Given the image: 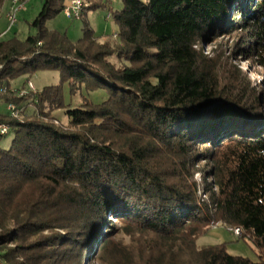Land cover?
Wrapping results in <instances>:
<instances>
[{
    "label": "trees",
    "instance_id": "obj_1",
    "mask_svg": "<svg viewBox=\"0 0 264 264\" xmlns=\"http://www.w3.org/2000/svg\"><path fill=\"white\" fill-rule=\"evenodd\" d=\"M122 1L108 16L114 42L89 26L76 42L48 29L66 0H44L35 35L0 38V103L21 110L0 113L14 136L9 149L0 141V257L264 264V0ZM89 5L82 19L104 6ZM42 71L60 83L25 95L13 87ZM65 86L108 99L68 105ZM65 109L66 125L55 115ZM216 224L240 229L259 261L231 256L226 243L199 248Z\"/></svg>",
    "mask_w": 264,
    "mask_h": 264
},
{
    "label": "rangeland",
    "instance_id": "obj_2",
    "mask_svg": "<svg viewBox=\"0 0 264 264\" xmlns=\"http://www.w3.org/2000/svg\"><path fill=\"white\" fill-rule=\"evenodd\" d=\"M95 1L98 4L102 3L106 7H101L95 10H87V17L82 20L76 21L69 19L64 12L57 15L54 19L47 22V27L50 30H56L61 33L67 34L68 38L76 42L83 37L84 28L86 26L92 27L97 36H109L112 34L114 30L117 29V25L114 22V18L107 19L109 13H116L124 9V3L122 0H91ZM143 3H148L149 0H140ZM44 0H32L26 6L23 12H21L18 16L17 25L13 28V30L5 36H2L4 31L8 28L7 21L5 17L2 18L0 23V28L2 29V33L0 34V38H9L17 34L18 38L21 40H25L30 35H35L36 30L31 27V23L35 20L38 14L41 12L43 7ZM90 4V2H89ZM7 9L3 8L2 10L6 12L9 10L10 5ZM228 38L224 39L227 40ZM117 40V37L113 38L111 42ZM236 38L230 40V43L235 42ZM211 49V46L205 49L208 53ZM117 67H121V64L115 58L111 59ZM240 66L247 70L249 73L250 79L258 86L263 82V78L259 79L255 74L258 72L257 69L248 68V64L243 59L240 60ZM60 83V74L56 71H42L35 74L30 78L28 82V76H23L12 83L14 88L25 87L29 89L30 84L35 88L37 92L43 91L46 87L56 86ZM65 96L66 102L68 105H72L76 102L82 100L83 97L95 102V103H103L108 99V94L105 91H99L87 94L85 91L81 94L79 93L76 97H71L70 90L68 86H65ZM68 109L60 110L55 113L58 120L66 125L68 124V117L66 115ZM0 113L7 114V105L4 103H0ZM14 136L10 135L5 138L1 142V147L3 149H9L13 143ZM198 181H201L200 175H197ZM205 198L206 196L203 195ZM214 229L205 237L201 238L198 241V247H209L216 246L226 243L227 251L231 256L235 257H244L249 258L253 261H259V251L249 241H245L240 239L242 232L240 229L228 230L221 224L213 225Z\"/></svg>",
    "mask_w": 264,
    "mask_h": 264
},
{
    "label": "built area",
    "instance_id": "obj_3",
    "mask_svg": "<svg viewBox=\"0 0 264 264\" xmlns=\"http://www.w3.org/2000/svg\"><path fill=\"white\" fill-rule=\"evenodd\" d=\"M31 1L32 0H16V10H24L25 6ZM76 6H78L77 0H66V6L63 12L71 20H74V16H76ZM88 6H91V5H88ZM6 21H8V29L5 30L4 35H8L13 30V28L17 25L14 23V17H9V15L8 17H6ZM29 90L36 91L35 88L32 86V84H30L29 89L22 91L20 94L25 95L29 92ZM7 110H8V114L12 118L20 117L21 110L18 107H16V105L7 104ZM8 129H10L9 124L5 122H0V140H2L5 136H7ZM0 264H2L1 261H0Z\"/></svg>",
    "mask_w": 264,
    "mask_h": 264
},
{
    "label": "bare ground",
    "instance_id": "obj_4",
    "mask_svg": "<svg viewBox=\"0 0 264 264\" xmlns=\"http://www.w3.org/2000/svg\"><path fill=\"white\" fill-rule=\"evenodd\" d=\"M77 2H78V6H76V16H74V20L79 21V20H82L84 12L86 11V9L89 8V6H88L89 3L86 0H77ZM22 11L23 10H16V0H11V7L9 8V10L4 12L2 9H0V21L2 20L3 17H5V19H6V17H8V15H9V17H14V23L17 24L18 16ZM7 25H8V21H7ZM4 34H5V32L2 34V36ZM10 131H11V127H10V129H8L7 136L9 135ZM7 136H5V137H7ZM0 261L2 264H8L1 257H0Z\"/></svg>",
    "mask_w": 264,
    "mask_h": 264
},
{
    "label": "crops",
    "instance_id": "obj_5",
    "mask_svg": "<svg viewBox=\"0 0 264 264\" xmlns=\"http://www.w3.org/2000/svg\"><path fill=\"white\" fill-rule=\"evenodd\" d=\"M88 2H90V4L95 3V5L100 6V4H98V3L95 2V1L93 2V1H91V0H88ZM8 7H9V6L7 5L5 9H7ZM109 15H111V13H109L108 16H109ZM108 16H107V19H109V20L112 19V18H111L112 16H111L110 18H108ZM85 17H87V12H86V14L84 15V18H85ZM0 23H1V21H0ZM2 29H3V28H0V34L5 30V29H4V30L2 31ZM94 31H95V30H94ZM117 34H118V29L114 30V31L112 32L111 35H109V36H104V37H103V36H97V35H96V32H95L96 37H97V38L99 39V41H101V42L112 41L113 38L117 37Z\"/></svg>",
    "mask_w": 264,
    "mask_h": 264
}]
</instances>
